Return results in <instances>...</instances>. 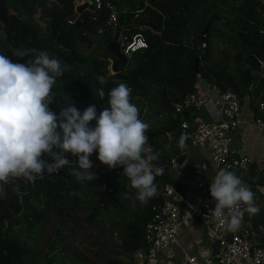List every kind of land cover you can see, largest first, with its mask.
I'll return each mask as SVG.
<instances>
[{
  "label": "trees",
  "instance_id": "obj_1",
  "mask_svg": "<svg viewBox=\"0 0 264 264\" xmlns=\"http://www.w3.org/2000/svg\"><path fill=\"white\" fill-rule=\"evenodd\" d=\"M3 3L4 0H0V8ZM172 5L175 6L166 9L168 16L161 22L159 35L147 30L129 31L140 32L147 43L146 48L131 54L125 84L132 89L131 97L145 108L141 119L151 125L146 133L149 154L160 153L154 163L162 166L164 173L155 180L157 195L146 204L135 200L136 190L130 187L123 167L115 168L117 179L114 181L97 170H93L98 177L96 181H78L71 173L72 167L62 168V176L53 173L51 181L44 180L43 186L52 195L43 193L46 199L40 201L38 193L29 200H38L42 209H35L28 201L31 214L21 219L23 223L38 226L40 234L50 223V216H56L57 221L53 220L44 244L46 249L39 254L16 239L7 238L9 227L14 225L11 223L19 222V219L11 221L21 210L18 192L26 193L31 188L30 184L23 188L22 184L27 183L12 178L14 182L4 185L6 196L0 198V264H55L56 257L59 264H131L132 254L144 246V226L151 206L160 200L161 184L172 185L180 195L184 193L178 176L167 171L169 150L165 132L176 129L174 139H179L180 123L190 121L195 110L174 112L172 103L193 92L195 84L202 81L222 91L233 92L239 101L246 98L252 110H264V67L261 78L251 89L260 71L259 62L264 61L262 0H175ZM137 6L143 7L142 1ZM145 13L161 17L153 8ZM95 14L100 18L102 12ZM143 16L147 15L136 14L134 20L147 22L150 19ZM123 18L130 19L127 14ZM196 57L197 73L192 71ZM260 104L263 106L259 107ZM255 119L261 120L260 117ZM187 149L179 148L180 151ZM193 170L188 162L182 168V175L191 176ZM64 180L69 181L68 186L72 183V188L58 187L57 182ZM103 187L106 190L103 191ZM77 192H81V200L76 197ZM103 192L105 196L97 205ZM53 197L57 199L55 202ZM85 202L91 207L86 208ZM101 208L107 212L102 214ZM81 212H87V216L79 223L75 216ZM80 233L84 234L79 240Z\"/></svg>",
  "mask_w": 264,
  "mask_h": 264
},
{
  "label": "clouds",
  "instance_id": "obj_2",
  "mask_svg": "<svg viewBox=\"0 0 264 264\" xmlns=\"http://www.w3.org/2000/svg\"><path fill=\"white\" fill-rule=\"evenodd\" d=\"M112 2L115 4V0ZM93 11L92 14L105 12ZM116 13L118 16L117 8ZM122 14L127 13L119 16ZM131 30L125 32L128 41L139 36L144 43L134 51L146 48L140 32L129 33ZM65 71L59 59L44 52L26 63L0 54V198L6 196L4 185L11 178H26L31 186L36 176L47 173L52 177L69 165L78 181H96L89 157L97 153L99 162L110 170L123 167L130 187L136 190L134 199L148 203L157 195L155 180L163 175L164 168L154 163L159 152L146 154V133L151 125L140 118V109L131 102L132 89L123 82L111 88L107 93L109 107L99 115L95 105L82 113L75 105L62 106L57 114L50 108L56 102L53 87ZM104 82L103 77H98V83ZM97 94L102 98L103 88H98ZM187 139L181 133L178 148H186ZM67 154L77 158L76 162ZM209 191L215 201L213 217L226 222L230 231L240 229L245 213L256 215L260 211L251 187L227 168L211 178Z\"/></svg>",
  "mask_w": 264,
  "mask_h": 264
},
{
  "label": "built area",
  "instance_id": "obj_3",
  "mask_svg": "<svg viewBox=\"0 0 264 264\" xmlns=\"http://www.w3.org/2000/svg\"><path fill=\"white\" fill-rule=\"evenodd\" d=\"M83 2L91 4L95 11H105L106 24L115 25L117 13L112 0H78V4ZM77 17L78 15L75 13L66 16V25H72ZM139 38L137 36L135 40L134 38L130 40L125 47L126 52H133L136 47L144 46ZM259 64L261 65L260 62ZM198 82L195 84L193 92L184 96L179 102L172 103L174 112L188 108L195 110L190 121L186 120L180 123L181 133L188 137L189 148L207 144L208 162L216 169V172L222 168L233 172L246 169L250 159L245 156L232 157L229 148L230 134L240 123L238 97L231 91H222L216 86L207 84V86H211L210 91L214 93L217 104L215 111L211 115L209 114L211 116L209 119L203 112V110L206 112L205 105L209 102L203 101V97L198 93ZM254 122L264 132L263 122L259 119H254ZM149 153L150 149L146 146V154ZM168 160L167 171L173 176L177 175L178 164L175 158ZM261 167L264 174V151ZM253 192L259 201L263 215H258L255 228L252 229L244 222V218L249 215L245 213L240 229L230 231L226 222L218 221L213 217L212 210L215 207V201L204 199L199 206H190L172 185L161 184L158 192L160 200L151 206L150 217L144 226V246L132 254L131 264H170L168 261L155 259L154 255L166 253L178 246V229L181 224L191 220H196L213 242L212 244L215 246L213 259L202 260L199 254L182 251L176 264H264V248L258 243V233L263 230L259 219L264 218V184L255 187ZM179 203L187 208L186 211L179 208L177 205ZM226 219L227 217H225Z\"/></svg>",
  "mask_w": 264,
  "mask_h": 264
},
{
  "label": "flooded vegetation",
  "instance_id": "obj_4",
  "mask_svg": "<svg viewBox=\"0 0 264 264\" xmlns=\"http://www.w3.org/2000/svg\"><path fill=\"white\" fill-rule=\"evenodd\" d=\"M14 2L19 0H4L3 7L0 8V30L6 43L9 47L5 50L0 49V54L10 57L16 62L26 63L29 60H34L35 57L25 53L18 57H13L11 52L17 51L21 46L38 51V55L44 47L42 39L46 38L49 34L47 27L40 26L41 32L37 34V31L24 19V15L20 9L17 8ZM30 6V5H29ZM25 6V8L32 12V7ZM92 16V17H91ZM99 16L96 14L86 13L78 18L72 25L68 26L63 19V27L58 34L57 38L48 42V45L53 48L44 49V53H47L50 58L59 59L61 63L67 68V72L60 78H58L56 84L53 87V91L56 93V102L50 105V108L59 114L61 107H67L69 105H75L82 113L88 106L95 105L97 115L104 108L109 107L107 93L111 88L115 87L118 83H125L127 81V74L131 66V54L133 52H126L125 47L129 43L126 37L125 31H120V36L114 40L116 30L122 26L119 24V17L117 16L114 26L106 24V17L102 26H91L90 30L93 32V36L97 38V43L94 46L93 43L80 39L82 31H74L75 26L84 25L88 20H98ZM47 28V29H46ZM39 30V31H40ZM86 35V33H84ZM125 39V41H124ZM114 43L119 55L124 57V63L121 67H117L116 70H112V62L116 61L114 54L107 49V45ZM10 51V52H9ZM93 51L88 58V61L82 58V55L88 54ZM120 69V71H118ZM98 77H103L104 80L109 78L113 79L110 82L98 83ZM98 88H103L105 95L100 98L97 94ZM135 98L131 97V102L136 104L140 109V104L135 101ZM142 109V107H141ZM91 125L95 126V121L91 122ZM68 158L76 162L75 157L71 154H67ZM97 153H93L89 157L93 163L92 171H96L103 174V176H112L116 173L115 169H109L106 165H103L97 159ZM72 165L65 166L64 168H71ZM112 171L114 173L112 174ZM57 176H62L61 169L56 172ZM50 177V176H49ZM24 184L26 178H17ZM44 183V179L42 180ZM22 184V187H26ZM45 186V184H43ZM103 187V191H104ZM40 193V192H38ZM37 193V194H38ZM60 193V192H59ZM51 194V193H50ZM48 195V194H46ZM52 195V194H51ZM57 199H55L56 201ZM60 200H62L60 198ZM54 201V202H55Z\"/></svg>",
  "mask_w": 264,
  "mask_h": 264
},
{
  "label": "crops",
  "instance_id": "obj_5",
  "mask_svg": "<svg viewBox=\"0 0 264 264\" xmlns=\"http://www.w3.org/2000/svg\"><path fill=\"white\" fill-rule=\"evenodd\" d=\"M142 1L143 7L138 8V2ZM175 0H123L124 4L129 7V11L132 13H136L139 15H147L143 16L145 18H150L147 22H141L134 20L135 17L127 19L121 17V21L119 24L122 26H127L130 24L138 25L139 27H147L148 32L152 34H160L159 28L161 22L168 16L167 8L175 6L172 5ZM148 6L147 9L153 8L161 17L157 16H148L146 10L143 13H140L144 9L145 6ZM183 6V5H180ZM165 10V15L161 14L162 11ZM99 13V12H98ZM118 17H120L118 15ZM199 90L198 93L203 97V101H207L205 105L206 112L203 110L204 115L207 118H211V114L217 108L216 101L214 99V93H211L210 87L207 84H202L200 81L198 82ZM242 103L240 104V123L232 130L230 134V154L232 157H240L245 156L250 159V163L248 167L244 170H236L237 176L241 177L245 183L251 186L253 190L255 187H258L264 184V174L262 171L261 163L262 156L264 151V132L260 130L254 122L255 117H260L261 120L264 121V110H252L248 105V101L246 98L241 99ZM263 106V105H262ZM259 106V107H262ZM145 108L142 107L140 118L144 115ZM210 114V115H209ZM150 122V121H149ZM166 139L168 143V154L172 148V138L168 137V133H166ZM176 143L178 142V138L174 139ZM187 142V141H186ZM149 149L150 147L147 146ZM187 150H179L177 146V155L185 154V159L178 164L177 168V180L183 186V195L186 202L190 206H199L200 203L204 199L213 200L210 196V183L211 178L216 174V169L211 166L208 162V147L207 144H203L196 148H189L187 142ZM167 154V156H168ZM169 159V157H167ZM190 163L193 167V174L188 177H184L182 175V168L185 164ZM214 201V200H213ZM255 203L259 207V201L255 198ZM182 211H186V207L182 203L177 204ZM260 208V207H259ZM258 215H263L262 209L256 215H248L244 218V222L250 228H255V224L257 223ZM263 217V216H262ZM260 226L263 230L258 233V243L264 248V218L259 219ZM178 236V246L172 248L166 253H157L154 255L155 259L160 261H168L170 264H176L181 256V252L185 251L188 253L199 254L202 260H212L211 257V239L205 234L204 230L200 226V224L196 220H191L189 222H184L180 225Z\"/></svg>",
  "mask_w": 264,
  "mask_h": 264
},
{
  "label": "water",
  "instance_id": "obj_6",
  "mask_svg": "<svg viewBox=\"0 0 264 264\" xmlns=\"http://www.w3.org/2000/svg\"><path fill=\"white\" fill-rule=\"evenodd\" d=\"M262 2L264 4V0H262ZM13 4L17 8L20 9L21 13L24 15V19L37 31V34L41 32L39 28L40 26L47 27L49 29L48 36L42 39V43L44 44V47L41 51H39V53H41L42 51H44V49H47V48L53 51V48L48 45V42H51L55 38H57L58 34L60 33L63 27V19H65L66 16L72 13H75L79 17H81L83 14H86V13L92 14L94 12L91 4H89L88 2H83L82 4H78V0H23V2L13 1ZM115 4L118 10V15L121 13H127L129 17H133L135 15V13H132L129 11V7L124 4L123 0H115ZM26 5L27 6L30 5L32 7V12H29L25 8ZM147 7L148 6L146 5L144 9L140 11V13H143L147 9ZM161 14L164 17L165 10L162 11ZM105 17H106V12H104L98 20H88L84 25L75 26L73 30L82 31L86 33V35H84V33H81L80 39L93 43V45L95 46L97 43V38L93 36V32L90 30V28L91 26H102L104 24L103 22L105 20ZM206 27L207 26H205L202 32L203 34L201 35V40H202L204 33L206 32ZM129 29H136V30L141 31L143 29H148V28L139 27L138 25H135V24H130L127 26H120L116 30L114 40H116L121 35L120 31L126 32ZM1 33L2 31L0 30V34ZM3 35H0V49L6 51L7 48L9 49V47ZM113 46L116 47L114 43H110L107 45V49L111 51L116 58V61L112 62V65H111L112 70L115 71L117 67H121L123 65L124 57L122 55H119L117 52V49L114 50L112 48ZM92 52L93 51H90L88 54L82 55V58L86 60L87 62ZM25 53L29 54L32 57H36L38 55V51L29 49L23 46H21L20 49H18L17 51L11 52V55L16 58L19 55H23ZM197 63H198V57L194 59V64L192 67V71L195 73L198 72ZM263 67H264V61L260 65V71L255 77L251 85V89H253V87L257 84V82L261 78ZM118 71H120V69ZM65 72H67V68ZM111 80L113 79L109 78L104 81L110 82ZM239 103L241 104L242 100L239 101ZM176 131L177 130L175 129L172 132H169L168 137L172 138L176 134ZM167 157L175 158V161L177 164H180L185 159V154L177 155V143L174 139L172 140V148ZM49 162H51L50 159H49ZM47 177L50 181L52 180V177H49V174L47 173H44L42 176H36L31 183V188L29 189V191L26 193L20 194L19 205L21 206V210L18 215H14V219H22L25 214L30 213V205L28 203V200L34 197L39 191L44 194L46 193L50 195V193L46 191L45 187L42 184V180ZM104 190H106V187L104 188ZM104 196H105V193L103 192L97 205L101 204ZM54 201H55V198L53 197V202ZM5 225H6V222L4 223V226ZM214 253H215V246L212 244L211 245V257L214 255Z\"/></svg>",
  "mask_w": 264,
  "mask_h": 264
},
{
  "label": "rangeland",
  "instance_id": "obj_7",
  "mask_svg": "<svg viewBox=\"0 0 264 264\" xmlns=\"http://www.w3.org/2000/svg\"><path fill=\"white\" fill-rule=\"evenodd\" d=\"M215 1H217V0H215ZM140 113H141V107H140ZM113 173H114V171H112V174ZM114 179H117V175L116 174H114V175L111 176L110 181H114ZM12 182H14V181H12V178H11L10 181H9V183H12ZM68 183H69V181H67V180H64L62 182L61 181H58L57 182L58 187H60L62 189L63 188H69V189L72 188V183H70L69 186H68ZM46 184H47V182H46ZM49 185H52V183H49ZM81 189H83V188H81ZM81 189L79 191H81ZM83 192H85V191H83ZM80 193L81 192H77L76 193V197L81 200L82 195ZM20 194H22V193L18 192V198H19ZM37 198L40 201H44L46 199V196L42 192H40L37 195ZM54 198H56V197H54ZM29 202L30 203H33L32 204V207H34L35 209H37V210L42 209V208H40L41 207V204L39 205L38 200L35 199L34 202H31V201H29ZM90 205L91 204H89L88 202H85V204H84V206H86V208H90L91 207ZM100 212L102 214H104V213L107 212V210L104 209V208H101ZM29 214H31V209H30V213ZM29 214H25L24 216L26 217V215H29ZM59 216H61V214H59ZM85 216H87V212H81V213L76 214L75 218L80 223L85 218ZM50 217H51L50 223L48 225H46L44 227V229H42V233H40V234H39L40 228L38 226H31L29 224L23 223V221L21 219L18 220L19 221L18 223H13L12 222L11 224H14V225L9 227L10 230L7 233V235H8L7 238L16 239L17 241H19V243H23L27 248L34 249L35 252H38L39 254H41L46 249L44 244H45V241L48 240V238H49V234H50V231L49 230H50V227L52 226V222H53V220L57 221V218H56L55 215L52 214ZM11 221H14V216H12V220ZM96 221H100V220H96ZM103 221L106 222L107 221V218L105 217L103 219ZM83 234L84 233H80L78 235V239L79 240H80V237ZM95 240L98 242L97 239H95ZM34 243H35V245H34ZM121 259H124V258L122 257ZM67 260H68V258H67ZM58 262H59V260L56 257L55 264H59Z\"/></svg>",
  "mask_w": 264,
  "mask_h": 264
}]
</instances>
